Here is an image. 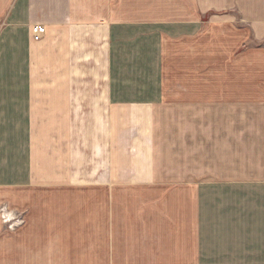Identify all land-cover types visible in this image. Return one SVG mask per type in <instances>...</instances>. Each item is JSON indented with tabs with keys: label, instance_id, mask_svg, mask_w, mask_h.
I'll return each mask as SVG.
<instances>
[{
	"label": "crops",
	"instance_id": "obj_1",
	"mask_svg": "<svg viewBox=\"0 0 264 264\" xmlns=\"http://www.w3.org/2000/svg\"><path fill=\"white\" fill-rule=\"evenodd\" d=\"M248 25L264 37V0H0V187L109 203L192 184V238L143 243L152 258L264 264V47Z\"/></svg>",
	"mask_w": 264,
	"mask_h": 264
},
{
	"label": "rangeland",
	"instance_id": "obj_2",
	"mask_svg": "<svg viewBox=\"0 0 264 264\" xmlns=\"http://www.w3.org/2000/svg\"><path fill=\"white\" fill-rule=\"evenodd\" d=\"M253 40L264 47V37ZM130 187L109 203L96 188L64 197L48 186L0 187V264H160L143 243L192 238L193 185ZM199 196L195 222L208 238L207 201Z\"/></svg>",
	"mask_w": 264,
	"mask_h": 264
},
{
	"label": "built area",
	"instance_id": "obj_3",
	"mask_svg": "<svg viewBox=\"0 0 264 264\" xmlns=\"http://www.w3.org/2000/svg\"><path fill=\"white\" fill-rule=\"evenodd\" d=\"M32 39L38 41L45 34V27L41 24L33 25L31 28Z\"/></svg>",
	"mask_w": 264,
	"mask_h": 264
}]
</instances>
